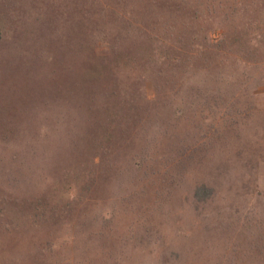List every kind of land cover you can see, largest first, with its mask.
<instances>
[{
    "label": "rangeland",
    "instance_id": "1",
    "mask_svg": "<svg viewBox=\"0 0 264 264\" xmlns=\"http://www.w3.org/2000/svg\"><path fill=\"white\" fill-rule=\"evenodd\" d=\"M235 3L0 0V264H264V83L215 117L156 51Z\"/></svg>",
    "mask_w": 264,
    "mask_h": 264
},
{
    "label": "trees",
    "instance_id": "2",
    "mask_svg": "<svg viewBox=\"0 0 264 264\" xmlns=\"http://www.w3.org/2000/svg\"><path fill=\"white\" fill-rule=\"evenodd\" d=\"M182 22L180 29H169L171 33L179 32V38L156 49H161L163 64L169 67L166 73L171 77L198 74L201 79L195 88L197 92L188 101L193 105L201 103L203 111L214 110L216 117L217 109L221 107H242V117H250V108L246 106L254 101L253 90L258 88L259 83H264V0H236L229 11L192 12ZM217 30L221 31V35L213 42L210 33ZM138 80L141 81V77ZM138 100L137 95L132 94V107L119 118V125H134L137 122ZM221 124L224 128L235 126L231 124L229 114ZM200 128L203 130L204 127ZM208 129L211 134H207L208 139L212 138V133H220L218 127L213 129L208 126ZM146 159L142 158L141 164ZM214 193L212 187L202 184L195 191V197L202 202L211 199Z\"/></svg>",
    "mask_w": 264,
    "mask_h": 264
}]
</instances>
